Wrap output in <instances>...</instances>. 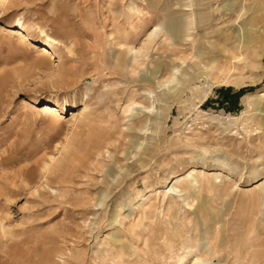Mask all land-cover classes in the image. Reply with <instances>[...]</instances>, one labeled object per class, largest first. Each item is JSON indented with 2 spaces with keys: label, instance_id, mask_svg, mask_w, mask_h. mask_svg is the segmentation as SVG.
<instances>
[{
  "label": "rangeland",
  "instance_id": "374dc122",
  "mask_svg": "<svg viewBox=\"0 0 264 264\" xmlns=\"http://www.w3.org/2000/svg\"><path fill=\"white\" fill-rule=\"evenodd\" d=\"M0 2V207L55 159L25 215L0 232V264H264V0ZM173 16L193 41L179 39L184 61L162 83ZM243 34L252 51L238 68L171 97L199 53ZM127 47L132 68L115 58Z\"/></svg>",
  "mask_w": 264,
  "mask_h": 264
},
{
  "label": "bare ground",
  "instance_id": "6f19581e",
  "mask_svg": "<svg viewBox=\"0 0 264 264\" xmlns=\"http://www.w3.org/2000/svg\"><path fill=\"white\" fill-rule=\"evenodd\" d=\"M191 13H192V10H191ZM3 14H4V6L0 2V17ZM22 15L23 14H17L15 16V18L13 20L14 27H19V28L22 27V23H23L22 22ZM188 23H190L189 20H188ZM193 24H194V22H193ZM185 25L187 26L188 24L185 23ZM182 26H183V24H182ZM192 28H193V25H192ZM156 30H157V27H155L153 30H151L148 33L147 37L144 39L141 46L137 50L134 51L135 56H134L133 60H135V58L137 56L142 57V58L144 57V59H145V56L148 55L149 49L153 46V43L155 41L154 37L156 35ZM185 30L182 29V27L180 25V21H178V17H176V16L175 17L173 16L170 21L166 22V31H165L166 33H165V35L167 34V40L169 41V44L170 45L173 44L175 47L171 48V53H170V55L173 56V58L169 57V61L171 63V66H169V67L164 66L165 73L167 71H169V72H171L172 75L169 77V79L164 80L162 83L170 81L173 78H175V73L178 70V67H177L178 62L177 61L180 60V63L184 61V54H183L184 49L183 48L185 45L180 44L178 42L179 39L182 38V41L187 42V40L190 38L189 40L193 41L191 36L188 37V35H190V33L186 32ZM23 31H25V30H23ZM19 34L22 35V30H19ZM191 41H189V42H191ZM236 41H237V44H235V46L232 45L231 47H227V46H222V44H221V46L219 45V46H216L215 48L208 49L206 51V56H203V52L199 53V57L201 58L202 64L199 65L197 67V69H195V70L185 72L184 73L185 74L184 80L180 81V85L174 84L173 87L168 88L167 91L171 95V97L175 98L178 96V92H180L182 90V85L184 83H187V82L191 83V81L193 82L195 77L200 76V75H202L204 77L208 76L209 70L210 71L213 70L215 73H218L221 71H226L227 73H231L234 69L238 68L239 62L237 63V61L240 59V57L243 58V56L249 55V53L252 51V49L249 46V41H248L246 34H243L242 36H238ZM121 44H122L121 41L117 42L118 46H121ZM226 44H227V42H226ZM126 49L128 51L124 52L123 54L116 55L115 58H116V61L119 62V64L121 63L120 65L124 64V66H126L128 68H132V65L134 64V62L132 61L131 57L126 56V54L130 53L129 51L133 50V48L127 47ZM204 57H206V59H207L206 61H209V62L213 61V63H214L213 66H211V64H209V63L204 62L203 61ZM154 62H155L154 65H155L156 69H159L160 62H158V61L157 62L154 61ZM149 78H150V76L140 77V80L141 79L149 80ZM213 83H217V81H213ZM161 84H159V85H161ZM148 92L151 94V92H152L151 89H149ZM137 103H139V102H137ZM87 107H88V105L84 101L82 104V109H85ZM148 111H149V109H148ZM54 164H55V159L53 156H50L48 158L43 159L39 163V165L33 170V172L27 177V179L22 182L23 185L21 184L22 185L21 188H22L23 192H22L21 196L19 197V199L9 207H0V232L2 234H5L10 229V226H12L11 224H13V222H15V220H17V218L25 215L26 210L30 207V200H32V198L34 196H38L39 191L46 185L48 178L51 175V171H52ZM21 171H23V170H21ZM186 176H187V174H186ZM206 176H209V175H205V178L209 179ZM14 177H10V178H8V180L10 179V181L12 182L13 180H15ZM209 177H211V176H209ZM189 183L192 186L197 185L198 180L196 177H191V179L189 180ZM263 184H264V182L258 183L255 186V188L263 189L262 188ZM259 196L262 200L264 199V189H263V191H261ZM206 246L208 247L207 243H206ZM206 263H207V259L205 258V256L203 258L198 257V256H193L191 258V262H190V264H206Z\"/></svg>",
  "mask_w": 264,
  "mask_h": 264
}]
</instances>
